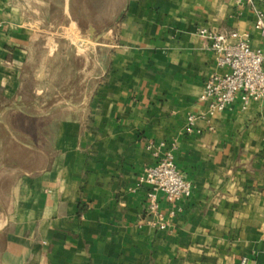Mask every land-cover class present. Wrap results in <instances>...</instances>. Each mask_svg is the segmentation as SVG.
<instances>
[{"label":"crops","instance_id":"crops-1","mask_svg":"<svg viewBox=\"0 0 264 264\" xmlns=\"http://www.w3.org/2000/svg\"><path fill=\"white\" fill-rule=\"evenodd\" d=\"M47 1L0 0V106L19 99L34 43L81 23L77 0H61L60 20ZM256 10L264 15V3L123 0L103 23L89 21L114 25L112 43H92L100 70L85 112L51 144L32 141L24 160L10 154L15 141L0 144V264H264V99L201 116L204 83L222 69L195 32L236 30L258 47ZM169 150L192 190L175 206L160 196L161 230L138 178L154 151Z\"/></svg>","mask_w":264,"mask_h":264},{"label":"rangeland","instance_id":"rangeland-1","mask_svg":"<svg viewBox=\"0 0 264 264\" xmlns=\"http://www.w3.org/2000/svg\"><path fill=\"white\" fill-rule=\"evenodd\" d=\"M77 1L74 13L81 23L77 28L72 27L75 29L64 25L57 32L58 39L47 46L45 41L34 43L33 54L22 68L19 99L10 108L6 104L0 106V112L14 114L11 120L5 117L0 121V144L15 141V144L11 143L10 154L17 159L24 160L26 147L32 141L40 144V140H47L51 144L57 129L66 127L70 130L72 122L69 120L79 118L85 112L83 101L89 99L98 82L96 76L100 64L95 62L98 58L92 54L93 41L88 37L87 24L89 21L103 23L111 14L117 13L123 0ZM47 3L54 8L51 16L60 20L61 0H48ZM55 44H58V50L54 51ZM85 48L89 50L85 52ZM76 50L81 55L87 54V59L76 56ZM8 129L15 130L11 131L13 137H8ZM45 132L47 136L40 137Z\"/></svg>","mask_w":264,"mask_h":264},{"label":"built area","instance_id":"built-area-1","mask_svg":"<svg viewBox=\"0 0 264 264\" xmlns=\"http://www.w3.org/2000/svg\"><path fill=\"white\" fill-rule=\"evenodd\" d=\"M264 0H237L241 4L253 5ZM254 28L258 31L261 44L253 47L246 33L222 32L205 26H198L196 34L202 38L212 52L216 66L222 72H213L206 79L200 101L207 102V110L201 116L212 117L231 106L236 98L245 105L249 100L264 99V15L256 10ZM196 115H189L184 126L185 133L194 129ZM210 129H213L210 127ZM155 162L144 166L138 178L139 186H146L144 193L145 211L149 224L164 230L168 220L160 203V196L175 206L191 194L192 184L174 162L172 151L159 154L153 152ZM173 210L169 216L173 215ZM242 264L245 260L242 259Z\"/></svg>","mask_w":264,"mask_h":264},{"label":"water","instance_id":"water-1","mask_svg":"<svg viewBox=\"0 0 264 264\" xmlns=\"http://www.w3.org/2000/svg\"><path fill=\"white\" fill-rule=\"evenodd\" d=\"M113 25L114 24L109 23L100 27L99 29L94 27L93 25L88 26L87 31H88L89 39L97 43H103V44L112 43L110 37H111Z\"/></svg>","mask_w":264,"mask_h":264}]
</instances>
